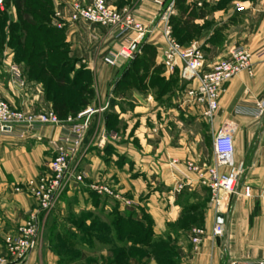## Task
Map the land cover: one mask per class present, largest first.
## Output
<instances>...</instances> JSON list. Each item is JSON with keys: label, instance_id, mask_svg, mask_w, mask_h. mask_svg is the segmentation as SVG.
<instances>
[{"label": "crops", "instance_id": "obj_1", "mask_svg": "<svg viewBox=\"0 0 264 264\" xmlns=\"http://www.w3.org/2000/svg\"><path fill=\"white\" fill-rule=\"evenodd\" d=\"M54 1L62 8L70 2L87 3L88 0ZM107 2L116 9L132 11L144 25L154 22L157 15L154 6L141 0ZM200 8L203 16L195 24L203 25L207 20L214 22V30L208 31L199 42L205 56L225 58L228 50L238 45H243L250 52L264 48V0H202ZM13 10L12 22H16L14 7ZM50 25L63 33L64 43L76 61L75 66L90 75L92 98L88 106L98 112L91 116V125L83 139L86 148L92 151V125L95 124L96 137L104 145V159L110 158L107 163L114 166L113 160L126 159L122 169L115 165L120 172L110 170L107 184L118 193V198L104 196L106 201L117 207V210L107 211V216L110 219L125 218L128 213L142 222L139 213L142 209L152 222L153 238H167L175 250L184 254L182 264H223L227 259L264 257V221H261L264 218L255 219L249 225L245 207L249 199L222 197L217 212L209 201L207 190L199 184L197 175L186 166L187 163L211 165L212 132L225 122H232L237 126L233 137L235 164L233 169L222 168L221 171L229 175L241 167L243 173L239 186L251 188L250 199L264 201V116L257 117L254 112V104L264 101V59L254 63L251 76L241 73L223 85L211 130L194 131V110L184 100L166 96L156 98L146 82L142 84L143 91L129 88L131 77L123 75L129 63L121 62L113 68L102 63V59L114 50V42L106 29L71 23L67 12L59 19L53 18ZM144 44L154 49L148 74L155 75V69L161 65L163 50L159 31L149 35ZM132 69L131 66V72ZM161 76L168 78L166 73ZM29 80L26 67L16 61L13 51L0 52V97L17 109L38 112L50 106L35 87L36 83ZM118 87L123 89L121 93H118ZM199 115L198 112L196 116ZM58 135V128L44 127L37 134L41 139L38 142L31 135L25 139L0 136L2 256H5L4 240L12 238L17 228L27 220L28 213L36 210L34 199L23 188L26 182L42 174L43 166L51 156L47 145ZM203 137L209 140V162H202L197 151V143ZM97 161L96 158L91 160L94 172L98 168ZM79 213L78 210L60 209L41 214L37 245L24 264H78L77 259L83 264L85 260L92 259V249L84 248L80 249L83 254L79 251L74 256H62L68 249L78 250L75 249V240L79 239L69 219ZM219 215L226 228L225 239L220 243L211 238V229ZM194 218L199 221L192 222ZM196 228L203 231L204 238L197 252L192 253L191 232ZM112 233L113 227L105 234ZM56 240L62 244L66 240L68 246L63 244L59 247ZM105 243L102 255L106 261L127 264L129 240L120 241L108 236Z\"/></svg>", "mask_w": 264, "mask_h": 264}, {"label": "built area", "instance_id": "obj_2", "mask_svg": "<svg viewBox=\"0 0 264 264\" xmlns=\"http://www.w3.org/2000/svg\"><path fill=\"white\" fill-rule=\"evenodd\" d=\"M141 1L157 9L154 22L150 25L139 22L129 10L110 7L107 0H88L87 3L75 1L68 6V19L71 23H84L107 30L111 40L118 46L115 52H109L102 59V63L111 68L121 62L130 63L140 54L146 38L158 30L163 40L162 67L169 75L177 71L179 81L185 85L184 103L198 110L211 125L218 112L223 85L241 73L251 76L254 63L264 59V48L250 52L243 45L235 46L225 58L207 68L204 53L196 42L188 48H182L173 37L169 19L173 15L174 0ZM3 2L0 0V5ZM55 18H60V14L56 12ZM96 112L87 109L79 115V118H85L82 124L74 123L71 119L63 123L51 111L37 114L18 110L0 97V136L25 139L31 135L39 140L36 135L42 128L59 129L58 138L49 144L55 156L48 163V171L26 182L23 188L34 199L37 209L28 213L27 220L17 228L12 238L4 240L5 256L0 255V264H24L38 242L40 215L53 211L71 186L83 182L85 176L78 172V166L73 161L87 133L88 121ZM254 112L257 117L264 116V101L254 104ZM236 130L234 123L225 122L212 132L211 165L186 164L187 169L197 175L199 184L209 192L217 212L222 197L251 198V188L239 186L243 173L241 167L229 175L221 171L222 168H234L233 137ZM90 188L98 195L111 197L107 187ZM224 233L225 225L215 222L211 229L212 240L221 238ZM203 238L201 229L192 230L191 245L195 251L202 245ZM223 264H264V257L227 259Z\"/></svg>", "mask_w": 264, "mask_h": 264}, {"label": "rangeland", "instance_id": "obj_3", "mask_svg": "<svg viewBox=\"0 0 264 264\" xmlns=\"http://www.w3.org/2000/svg\"><path fill=\"white\" fill-rule=\"evenodd\" d=\"M29 1H35L34 5L37 6V5H41L40 3L44 2L45 0H29ZM200 1H202V0H193V1L183 0L184 5L182 3L181 4L183 5L182 7L195 8L197 10L196 12H198V14H196V16H198L199 14L202 13L200 11V9H201L200 6L197 5V4H200ZM47 2H48V4H50V9L47 12L49 21L46 24L49 27H52L50 25V23H51L52 19L55 18L56 12L60 14V18L63 17L65 12L68 13V6H70L71 3H73V2H70L69 4H66L65 6H63L61 8L60 5H56V3H55L56 1H54V0H47ZM109 4L110 3H108V5ZM175 4H176V0H174V3H173V15L170 16L169 23L172 22L171 18L179 19V21H185L184 19L187 18V16H188L187 13H189V11H188L182 17V15L178 13L179 11L175 7ZM109 6L112 7L111 5H109ZM179 7H181V6L179 5ZM32 10L34 12L36 10V8H34ZM117 10H120V9H117ZM0 13H3V15L2 14L0 15V24H1L0 26H2L0 28V31L2 30L1 31L2 35L0 36V52H4L7 50H11L14 52V46L10 45V44L8 45V35L10 32L9 25H10V23H12V20L15 16L13 6L9 0H4L2 5H0ZM191 19L187 23L188 27H189L188 31H190L189 34L178 33V31L174 29L175 25L170 23L172 33H173V35H174V32L177 34V36H176L177 38L175 37V35H174V37H175V40L177 41V43L180 45V47L188 48L196 42L197 45H199L202 49L203 45H201L199 42L201 41V39L204 38V36L207 34L208 31L211 30V32H212L214 30V28L212 26L214 24V22L211 20H207L205 22V24L200 25V24H195V21L197 20V18L194 21H192ZM38 20L40 21V18ZM3 23H4V25H3ZM52 28L55 29L56 31H58L57 28H54V27H52ZM215 31H216V29H215ZM63 41H65L64 35H63ZM214 41H215V37H213L212 43H214ZM60 43H61V40L58 39V43H56V44L60 45ZM112 46H114L113 47L114 50L113 49L112 50H113V52H115L118 49V46L115 43H113ZM144 46L146 47L145 44L143 45V47ZM143 47L140 50V54L138 56H136L137 58H140V57L146 58V54H144V52H143V51H145V47L144 48ZM221 51H222V49H221ZM57 53L59 55H61V58H59V61L58 62L56 61V63L48 62L47 65L50 64V65L66 66L70 79L75 76L74 72L78 73V71L79 72L81 71V67L79 69L78 65L75 66L76 61L72 57V55L70 53V49H69L67 44L65 46H61V47L58 46ZM222 59L223 58L216 59L213 56H211V57L205 56V54H204V60H205L204 64L207 67L208 66L210 67V65L212 66L213 64L219 62ZM44 63L45 62L42 61L43 65H44ZM155 72H156L155 75L151 73V74H148L147 77L144 78L143 77V75H144L143 71L141 69L140 70L137 69V71L134 75V78L130 79L132 84L129 86V88L131 87V88H135L138 91H143L144 89L142 87V84H143V82H146V83H149L148 84L149 88L151 91H153L152 94L156 98L157 97L161 98L163 96H166V97L174 98L177 100H184L185 85L179 81L177 71H175L173 74L169 75L165 72L162 65H160L159 69L157 68L155 70ZM162 73L163 74L166 73L168 75V78L161 76ZM125 74L126 73H124L123 75H125ZM36 76L37 75H33L32 77H36ZM154 79H157V80H155L156 82H154L153 83L154 86H152V82ZM121 80L122 79H120V81ZM29 81L36 83L35 87L38 88L39 93H41L43 98H45L44 100H47L50 103V106H48L45 109L42 108V110H40L38 112H34V111H31V112L39 114V113L51 111L55 114V112L53 110V104L51 101V94L53 93L54 86H55L54 83L51 84V88H50V93H49L50 100L46 95L47 94V92H46L47 85H49L48 83L51 81V74L47 73L45 76H42L40 80H35V78H34V79L29 80ZM88 81H89V78L85 75L82 78V81L79 84L75 85L74 87H72L70 85V82H68V81L65 83L64 89H65V91H67L66 100L68 103H70V105L71 104L72 105H71V107H69L70 112H68L64 118H58L61 122L64 123L68 119H71L72 121H74V123L82 124L83 123L82 121L85 118H83V117L79 118V115H81L87 109L97 110V109L90 108L88 105L82 106V103L83 102L86 103V101H88L87 104H89V101L92 98V95L90 96L87 92L90 89L89 85H90L91 80L89 81V83H88ZM78 85H80V87H84V91H82V92L79 91ZM118 86H119V84H118ZM141 87H142V89H141ZM117 91H118V93H121L123 91V89L121 87H118ZM18 110H20V109H18ZM193 110H194V116L192 119L193 120L192 121V129L194 131L195 130H202V131L209 130L210 131L211 130L210 123L205 121L200 115L196 116V114H198V112L196 111V109H193ZM27 111H30V110H27ZM90 119H91V117H90ZM181 119H183V118H180V120ZM90 122H91V120L88 121V129L91 125ZM93 122L94 121H92V123ZM94 126H95V124L92 125V143H93L92 144V151H91V148H86L85 141L84 142L82 141V144H81L80 149L77 153L75 161H73V164L78 166V172L83 174L85 176V178H84L83 182L81 183V185L71 186L70 189H68L64 193V195H62V197L59 199V202L54 206L53 210L62 209V210H66V211H73V210L80 211V213L75 215V217H70V219H69L71 224L75 228V231L77 234L76 238L79 239L78 241L75 240V242L77 243L75 249H78V250H69L68 249L65 251V255L62 254V256H65V257H67L69 255L74 256V255H76L75 253H78L81 248L88 249V250L92 249V259L85 260L83 264H105V262H107V264H108V263H110V261H106L104 259V256L102 255L104 253L105 246H106L105 240H106V238H108V236H110L113 239L114 238L116 239V233H115L114 228H113L112 235L105 234L106 231H109L113 227L114 220H115V218L110 219L107 216L108 215L107 211H110V210L113 211L115 209L117 210V207L116 206L114 207L112 202L106 201V199L104 198L105 195L96 194L93 191V189H91L90 187H92V188L93 187H96V188L107 187L110 190L111 197H113L115 199L118 198V193L115 192L114 189L111 188L107 184V182L110 180V175H111L110 170L119 171L118 167L121 168L123 166V164L126 163V159L122 160L120 158H117V159L113 160V162L115 163L114 166L107 163L110 160V158H108L106 160L104 159L105 153L102 152L104 145L101 144L99 137H96L97 132L95 131ZM88 129H87V131H88ZM35 141L38 142V141H41V139L38 140L37 138H35ZM52 141H54V140L49 141V143L47 145L48 150L51 152V156L49 157V160L47 161L46 166H43L44 170L42 169V171H41L42 174L37 176L34 179L39 178L40 176H42L43 174H45L48 171V163L51 162V160L55 156V154L53 153V151L51 150V147L49 145ZM96 143H97V145L95 147L94 144H96ZM99 151H101V152H99ZM197 151H198L199 158L201 159L202 162H207V161L209 162V160L211 159V156H210V150H209V140L207 138L203 137L202 139L199 140V142L197 143ZM88 155H90L91 157L89 158ZM108 156L109 155H107L106 157H108ZM94 158H96L98 160L97 161L98 162V168L95 172H94V170H92V162H91V160L94 161ZM115 165L118 167H115ZM114 176H116V174H114ZM208 194H209V192H208ZM235 199H237V197H234V200ZM209 201L213 205V203L211 202L210 194H209ZM95 204H97L98 206L96 207ZM245 205H246L245 207L247 208L250 226L255 219L257 220V219L264 218V201L256 199V198L255 199H249L248 201H246ZM36 209H37V205H36ZM139 213L141 214L140 215L141 219H142V217L146 219V217H147L146 213L142 209L139 210ZM197 220H198L197 218H194L191 221L196 222ZM40 221H41V217H40ZM261 221H264V220H261ZM40 227L41 226L39 225V228ZM198 227H199V225H198ZM143 228L144 229L147 228L146 221L144 222ZM142 235H143V233H142ZM225 235H226V228H225L224 235L221 238L215 239V241L217 240L218 243L222 242L225 239ZM140 236H141V234H140ZM257 236L259 237L260 234H258ZM137 241H139V236L137 238L135 237L133 239H129V243H131V246H130L129 250L127 251V256H128L127 259H129L127 264H149V262H153V264H182L184 254H182V252L175 250L173 245L171 244V242H169V240L167 238L166 239L163 237L153 238V236H152V238L150 240L151 246H146V245H143L140 243L137 244L138 243ZM57 243H59V247H62L61 245H63V244L68 246V243L66 240L63 244L60 241L56 240V245H57ZM136 245H139L141 247L137 248ZM142 247H144V248H142ZM88 250H86V252H88ZM191 250H192L191 251L192 253L197 252L193 249V247ZM80 252L83 254V251H80ZM76 261H77V263L79 262L78 264H82V261L80 259H77Z\"/></svg>", "mask_w": 264, "mask_h": 264}, {"label": "trees", "instance_id": "obj_4", "mask_svg": "<svg viewBox=\"0 0 264 264\" xmlns=\"http://www.w3.org/2000/svg\"><path fill=\"white\" fill-rule=\"evenodd\" d=\"M12 6L16 11V22H12L9 25V35H8V45L14 46V53L16 56V61L18 63H22L27 69V77L28 79L40 80L42 76H45L47 73L51 74V81L48 83L46 88L47 97L49 98L51 84L54 83V91L51 94V101L53 104V110L58 118H64L65 115L70 112L69 107H71L70 103L67 102V91H65V83L68 81L70 85L74 87L82 81V78L86 75L90 79V75L86 71H78L74 72L75 76L73 78H69L68 71L66 66L63 65H50L47 63H56L61 58V55L57 53L58 46H65L66 43L63 41V33L60 31H56L52 27L47 26L48 18V10L50 9V4H48L47 0L40 3L41 5L35 6V1L29 0H9ZM46 3V4H45ZM180 3V4H179ZM183 0H176L175 7L179 11L178 13L184 16L188 11L189 13L185 21H179V19L171 18L173 25H175L174 29L178 31V33L189 34L188 31V22L190 19L194 21L196 18H202L203 14H198L195 8L182 7ZM45 5V6H44ZM179 5L181 7H179ZM35 6V7H34ZM36 8L33 12L32 9ZM201 11V10H200ZM199 11V12H200ZM3 13H0V15ZM40 18V21L38 20ZM5 19V18H4ZM1 25V24H0ZM4 25V23H3ZM2 26H0L1 28ZM2 31V30H1ZM0 31V36L2 35ZM173 34V33H172ZM175 37L177 34L174 32ZM173 35V37H174ZM174 37V38H175ZM177 38V37H176ZM58 39L61 40L60 45H57ZM145 47V46H144ZM143 47V48H144ZM146 58H137L135 57L130 63L129 68L125 72L124 77L134 78V75L137 69H141L143 71V77H147L149 73V68L152 66V59L154 57V49L151 46L146 45L145 51ZM141 56V55H140ZM44 61V65L42 64ZM131 66L133 67L131 72ZM73 70V69H72ZM136 70V71H135ZM156 70V69H155ZM155 72V71H154ZM33 75H37L36 77H32ZM84 75V76H83ZM154 79L152 82V86H154ZM88 81V83H89ZM121 83V81H120ZM132 84V82L130 81ZM122 85H125L122 83ZM79 91H84V87H80L78 85ZM90 86V85H89ZM88 94L92 95V89L87 91ZM50 100V98H49ZM88 101L83 102L82 106H86ZM147 223V228L144 229V222ZM114 231L116 233V239H133L139 236V241L137 244H143L146 246H151L150 240L153 236L152 234V222L146 217H142V222L135 220L132 218V215L127 213L126 217H116L113 224ZM143 233V235H142ZM141 234V236H140ZM138 235V236H137ZM153 245V244H152Z\"/></svg>", "mask_w": 264, "mask_h": 264}, {"label": "water", "instance_id": "obj_5", "mask_svg": "<svg viewBox=\"0 0 264 264\" xmlns=\"http://www.w3.org/2000/svg\"><path fill=\"white\" fill-rule=\"evenodd\" d=\"M222 221H223L222 216H221V215L217 216V218H216V222L219 223V224H221Z\"/></svg>", "mask_w": 264, "mask_h": 264}]
</instances>
